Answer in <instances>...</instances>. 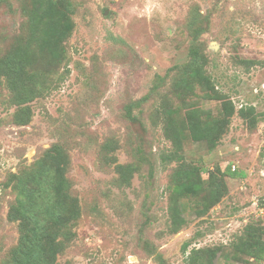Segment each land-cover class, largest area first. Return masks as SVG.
I'll return each instance as SVG.
<instances>
[{
	"label": "rangeland",
	"instance_id": "374dc122",
	"mask_svg": "<svg viewBox=\"0 0 264 264\" xmlns=\"http://www.w3.org/2000/svg\"><path fill=\"white\" fill-rule=\"evenodd\" d=\"M42 1L51 25L72 20L65 37L44 36L36 0H0V264H32L26 245L55 227L57 264H264V0ZM14 61L37 81L23 104L5 74ZM194 66L205 88L192 91ZM54 145L77 215L47 179ZM187 169L198 190L174 192Z\"/></svg>",
	"mask_w": 264,
	"mask_h": 264
},
{
	"label": "trees",
	"instance_id": "16d2710c",
	"mask_svg": "<svg viewBox=\"0 0 264 264\" xmlns=\"http://www.w3.org/2000/svg\"><path fill=\"white\" fill-rule=\"evenodd\" d=\"M35 16L38 18L40 17L42 14H44L43 12L48 13V17H47V25L45 23V28H43L42 32L44 34V36H47L48 39L55 37L57 34H61V37H65L66 34H68L73 26V22L70 18H68V16L66 14H64L63 12L61 13L63 19H59V24L58 25H51L49 23V19L52 16H57L58 14L56 11H54V9L52 8V6H49V10L46 9V7L43 4L42 0H36L35 3ZM53 18V17H52ZM51 18V19H52ZM42 20V19H41ZM43 22H45L46 20H42ZM59 36V35H58ZM57 37V36H56ZM51 53L55 56H59L61 55V51H59L57 48H52L50 49ZM193 56H196L195 53H193ZM9 65V64H8ZM27 63H25L24 61H14L13 63H10V71L6 72V76L9 79V85L10 88L13 90V92L15 93V99L18 101V103H26L32 96V94H36L38 93V91L31 86V82H37L36 78H35V74L32 72H27ZM191 74V79H186L183 81V85L189 89V90H194L196 88L197 85H201L204 87V81H203V77H202V73H201V69L200 66H194L192 68V71L190 72ZM28 86L30 88H28ZM205 88V87H204ZM177 93L179 94L180 92L177 91ZM206 93H208V91H206ZM251 111H253V108L249 109L247 112L248 113H244V116H248ZM193 112L194 114H197V111L193 110L190 111ZM193 114H189V116L191 117ZM167 134H168V138L169 140L174 143L176 149H181L182 148V142L183 140L186 138V133L184 131V129H179L177 128V126L175 125V122L173 120V118L169 117V121H168V128H167ZM207 133L205 131H199L197 133H194L192 135V138L194 140H200L203 139L205 137H207ZM46 159L49 160L53 166H54V172L51 173V175L47 178L50 179L53 183H54V197L55 199H60V201L64 204L67 205L69 207H71V205L73 206V209L75 211V213H73V215H77L80 212L79 209V203L77 200V197H75L72 192H71V185L69 184V181L66 177V172H67V167L65 164V157H64V153L61 150V147H59V145H54L48 152L46 155ZM230 172L232 173V171L229 169L228 171H224L221 173L220 177H221V181L223 182V188L226 190L227 189V185L225 182V176L226 174ZM196 174V170L195 169H187L185 170V177L184 178H180L178 180V182L174 185V192H182V193H190V194H195V192L198 190L199 185H198V181L194 178ZM233 174V173H232ZM198 179H200V176L198 177ZM59 183V186H57ZM35 196H36V204L32 209V212L35 211L36 214L35 216H37L38 214H40V216L42 215V210L44 209L45 206V198L43 197V191H36L35 192ZM61 203V204H62ZM56 208V207H55ZM54 208V209H55ZM176 211V212H175ZM178 209L177 207H175L174 209V219L177 215ZM17 215V209H13L12 213H11V217L12 218H16ZM37 222L38 224L42 225L44 220H39V217L37 218ZM26 225H22L23 229H25ZM58 227H55L54 230L52 231L53 233L51 234L50 237H47V239H45V245H43V247L41 248V246L36 247L34 244V248L30 247L29 245H26V249L25 251V255H24V259H26L27 261L29 260L30 262H32V264H57L56 260H57V255L59 252H61L63 250L64 247V242L61 241L60 239H58L59 235H58ZM41 248V249H40ZM37 249V250H36ZM246 254H248L251 257H254L255 259H258L259 256L258 254L255 252V249L253 248H248L246 249ZM196 254L194 253H189L187 258H186V263L187 264H196ZM246 261H249L248 259ZM24 264H26V262H24ZM207 264H215L213 262H207Z\"/></svg>",
	"mask_w": 264,
	"mask_h": 264
},
{
	"label": "built area",
	"instance_id": "2783aa9c",
	"mask_svg": "<svg viewBox=\"0 0 264 264\" xmlns=\"http://www.w3.org/2000/svg\"><path fill=\"white\" fill-rule=\"evenodd\" d=\"M261 215L264 218V207H263V209H261Z\"/></svg>",
	"mask_w": 264,
	"mask_h": 264
}]
</instances>
